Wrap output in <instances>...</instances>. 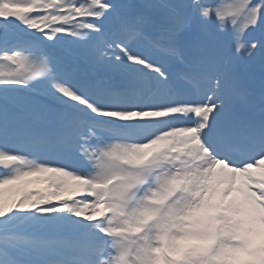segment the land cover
<instances>
[{
	"label": "snow or ice",
	"instance_id": "1",
	"mask_svg": "<svg viewBox=\"0 0 264 264\" xmlns=\"http://www.w3.org/2000/svg\"><path fill=\"white\" fill-rule=\"evenodd\" d=\"M0 264H264V0H0Z\"/></svg>",
	"mask_w": 264,
	"mask_h": 264
}]
</instances>
